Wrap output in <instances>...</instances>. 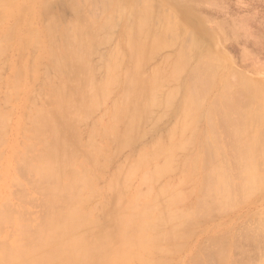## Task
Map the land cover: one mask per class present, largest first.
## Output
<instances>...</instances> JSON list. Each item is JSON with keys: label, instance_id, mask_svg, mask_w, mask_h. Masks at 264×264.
<instances>
[{"label": "bare ground", "instance_id": "6f19581e", "mask_svg": "<svg viewBox=\"0 0 264 264\" xmlns=\"http://www.w3.org/2000/svg\"><path fill=\"white\" fill-rule=\"evenodd\" d=\"M41 1L45 4L36 10L35 6ZM50 1L0 0V58L15 41H24L25 48L35 45V49L39 45L48 58L38 96L27 99L29 113H22L15 123V134L18 139L22 136L23 143L18 147V140L15 141L8 153L14 172L11 183L16 186V181L19 188H23L27 175V182L28 178L34 179V182L31 179L30 187L36 186L33 191L39 190L44 214L41 218H34L25 212L26 208L24 211L19 208L22 210L20 213L18 208L10 206L13 203L8 191H2L0 264H171L176 257L171 259L172 262L167 257L172 256L173 251L184 249L185 241L195 233V226L215 213H228L239 202L236 195L240 199L251 197L253 191L264 185V154L259 151L260 154L246 155L242 152L227 155L213 134L216 123L232 122L233 111V115H238L236 118L257 121V110L264 106L259 105L262 90L246 76L234 72L233 78L239 83L222 81L217 86L218 98L207 103L208 89L212 87L209 82L212 85V81L207 78L206 63L203 57H196L191 50L184 48L186 52L183 46L175 53L174 61H169L171 57L164 60L165 68L153 70L150 67L152 71L150 69L149 74H144L145 63L152 56L157 58L155 53L159 55L165 47H177L175 42L170 46L174 31L169 20H165L160 29L154 28L155 14L150 8V0H144L142 5H139L140 0H92L95 5L100 4V11L104 12L99 18L95 16L99 5L97 9L92 2L86 3L91 0H60L62 4L58 3V9L64 4L70 7L68 10L62 7L59 10L61 14L63 9L64 12L74 11L68 25L59 23L56 14L55 17L52 15L53 9H48ZM82 1L85 4L81 7ZM94 7L96 10H92ZM23 15L29 17L30 28L22 31L23 37L20 38L19 22ZM37 17L41 28L34 22ZM64 19L65 22L68 20ZM118 23L123 29L120 42L105 56L104 76L97 78L91 58L99 57V52L94 50L105 44L108 46ZM168 37L171 40L168 41ZM193 60L196 65L191 67ZM101 61L98 63L102 64ZM29 62L26 71L24 63L12 71V79L6 85V95H3L5 106L19 96L24 79L35 75L36 60ZM159 63L157 67H161ZM99 67L97 70L100 72ZM168 83H177L178 89L169 88L170 91L161 96V90L166 84L168 88ZM116 88H120V96L112 103L109 115L95 120L88 137L84 138L79 128L108 102ZM177 90L183 92L177 108V121L181 123L169 131L167 142L165 139L153 141L107 177L106 169L114 158V152L117 154L130 143L141 140L149 129L154 131L153 125L158 126L160 122H157V117L154 119L157 123L153 122L148 127L146 120L150 111L154 107L157 111L164 107L159 113L161 117L163 111L174 105ZM38 97L42 102L35 108L33 104L37 105ZM253 100L258 103L255 110L253 107V111L250 108L247 112L245 106L240 109L246 102L254 103ZM227 104L233 107L228 105L226 108ZM218 105L225 107L220 110L216 108L220 107ZM5 111L0 106L1 146L12 117L11 112ZM216 118L219 123L215 122ZM145 127H148L147 133ZM177 132L181 137L176 135ZM255 133L254 148L259 150L264 132L262 136L259 130ZM233 138L236 142L237 136ZM190 142L195 146L194 151L184 157L177 156L179 151L184 153V146L187 149L191 146ZM181 147L183 150H177ZM210 151L215 153L210 154ZM19 170L28 173L20 175L25 176L23 181L18 175ZM174 172L179 175L176 181L173 180L175 182L163 179ZM17 177L23 183L16 180ZM133 178L138 179L136 186ZM162 179L165 183L159 186ZM102 180L103 188L99 186ZM31 188L30 193L33 192ZM192 193H197L198 197L194 199L198 202L187 207L186 202ZM19 195L22 197L23 194ZM21 204L18 206H23L24 202ZM222 236L220 240H226L225 232ZM220 240L211 241L215 247L219 244L218 250L222 249L216 253L219 263L231 264V248H227L229 244L226 242L221 248Z\"/></svg>", "mask_w": 264, "mask_h": 264}, {"label": "rangeland", "instance_id": "374dc122", "mask_svg": "<svg viewBox=\"0 0 264 264\" xmlns=\"http://www.w3.org/2000/svg\"><path fill=\"white\" fill-rule=\"evenodd\" d=\"M93 1L91 0L90 2L88 1L86 3H90V4L93 3L95 5L96 2L94 3ZM150 1H151L150 8L151 10H153L155 14L154 28L160 29V27L165 22V20H169V22L172 25L173 31L175 32V33L172 32L173 41L170 46L177 43L176 46L178 48L176 47L175 48L176 50H175L173 49L174 46H172L173 48L170 47V49H172L170 50L169 47L167 46L169 50L165 49L166 48L165 47L160 51L161 53L159 55L158 53H155L154 55H156L157 58L152 56L150 60H148L145 63V66L142 69L144 74H149L152 71V69L154 70V69L165 68L164 65L166 62H164V60L165 59L167 60L171 57L169 61L171 62L174 61L175 56H176L175 53H177L179 48H181L180 50H182V46H183V49L186 48L187 50L188 49L191 50L192 53L196 57H203L204 62L206 63L205 66L207 69V73L209 74L207 78L212 81V85H211V82H209L210 83L209 86H212V87L208 89L209 92L206 96L207 103L209 102L210 104L212 103V101H215L214 99L218 98L217 96L219 95V92H218L217 86L223 83L222 81L231 80L235 84L239 83L238 81H235L233 78L234 76L233 73L235 72V73L246 76L247 79H249L252 83L258 84V86L262 90L259 105H262V104L264 105V100H263L264 99L263 97L264 96V0H150ZM50 2H51L50 3L51 6L49 5L50 7H48V9L49 8L53 9L52 15L56 14V17L55 15L54 17L58 18V20L60 19L59 23L60 22L62 24L66 23L68 25L72 21V19L70 18L72 15L70 16V14H74V11L72 12V9H71L72 13L69 10L67 11L68 14H65L64 16L63 14L67 13V12H64V9L68 10L70 7L66 4H64L65 7L64 5H61L64 8L63 14H61L62 12L60 11L62 7H59L58 9V6H60L58 5V3L60 2V4H62L61 1L51 0ZM140 2H139V5H142L143 2L145 1L140 0ZM44 4H43V1L39 2L35 6V9L38 10ZM84 4L85 2L82 1L81 7L84 6ZM98 5H95L96 8L97 7L99 8V9L97 8L98 11H96L98 16L97 14H95L97 18L103 16L104 14V12L102 13V11H100L101 10L100 4ZM54 8H55V11H54ZM90 8H93V7H90ZM92 10H96L95 7ZM60 15H61V18H60ZM62 16H64L63 17L64 22H62L61 20ZM67 16L68 18L71 19L70 21L67 18ZM0 17H1V12H0ZM93 17H94V14H93ZM64 18L68 20H66L65 22ZM28 19H29L28 16L23 15L21 18V21L19 22L20 24L19 25L20 26L19 27V31H20L19 37L20 38L23 37L22 31H26L30 28L28 24ZM34 22H36V27L41 28V25H40L41 21L38 17L34 19ZM117 26H116L117 29L116 27H115L116 30L114 29L115 32L114 30H113L114 33L112 32L114 35L111 36L113 38H112V41L109 42L110 44L108 43V46L106 47L105 45L107 44L102 45L104 47L101 46V48L98 45L99 48L96 47L97 49L94 50V52L96 51V53L99 52L98 53L99 57L103 56L102 58H99L98 56H92L91 58V63L94 66L95 77L97 78H101L104 76L105 61H106L105 56L111 51H113L116 48L115 46L118 45V43L120 42V33L123 31V29H122L121 24L118 23ZM168 38H169L168 41L171 40V37H168ZM176 39L178 41H176ZM33 47H35V45L25 48L24 41H15L13 43V46H11L8 49L9 51L8 52L6 51V53L2 56V58H0L1 59L0 60V70H1L0 71V77H1L0 78V87H1L0 88V106L2 110H6L5 111L6 113L7 112L12 113V117H10V120L8 121V124H7L5 142L2 146L0 145L1 146L0 155H2L0 156V196L3 194L4 191H8V193L11 195V201L13 203L12 205H10L11 207L15 206L16 208H18L17 211H20V213H22V210H19V208H22L23 211L26 208L25 212H27L28 215L30 214L29 216L32 215V217L34 218H37V217L41 218L44 212H42L43 204H41L42 199L40 200L41 196H39L40 195L39 190L36 189L38 191V194L36 193L37 192L36 190L33 191L36 187L35 185H33L35 183L32 184L33 186H35L34 188L30 187L31 182L34 179L31 178L32 179L31 181V179L28 178V182H29L28 183L26 180L27 179L26 177H28V175L26 177L25 176L21 177L20 175H23L24 173L20 172L19 170L20 174L18 175L22 178L21 181H23L25 177L24 181L26 182L25 183L21 182L20 181L21 178H18V177H17L18 179L16 180H19L20 183H23L25 185L27 184L29 188L27 186L25 187L24 185V187L22 186L23 188H21L20 186L21 188L20 189L19 186L17 185L18 182L16 181H15L16 186L13 185L14 182L11 183V178L13 177L14 172L11 169V162L8 157V153L11 151L12 144L15 141L18 140V147H21L23 143L22 136L19 137L18 139L14 131L17 117H19L22 113H29V110L27 107L29 103L27 99L29 97H33L39 92V89H41L40 83H42V81H44L45 79V73H46L45 70L47 69L48 58L45 54L42 53L41 47L39 45L36 46L35 48L36 51H34L35 49H33ZM186 49L184 50L187 52ZM33 52H35V54H32ZM100 53L102 54L100 55ZM30 59H32L33 61L36 60L35 75L31 79H26V78L24 79L22 83V87L20 89L19 96L12 98L10 103L5 106L6 104L5 97H4L6 95L5 88L8 82L12 79V76H11L12 71H15V69H18V66H20L23 63H24L23 69L26 71L28 67V62ZM152 60H155V61H152ZM33 61H30L29 63H32ZM100 61L102 62V64L98 63ZM159 62H161V65ZM158 63H159V66L161 67H157ZM191 64H190L191 67H193L194 65H196V61L195 62L194 60L191 61ZM97 67H99L98 69H101L100 72L99 70H97ZM166 85L164 86L163 89L164 90L167 89V90L164 91L162 89L163 92L161 90V94H162V95L160 94L161 96H165V93L169 90V88L170 90L172 87L178 89L177 83L176 84L172 83V85L168 83L169 85L168 88ZM176 89L172 88V90H176ZM116 90L117 91L114 90L115 92L113 91L114 94L112 92L111 94L112 97L108 100V102L102 107H100L99 110H97L94 113V115L88 119V121H86L84 124L81 125L79 130L80 132L82 131L81 134L84 138L88 137L89 131L92 127V124L95 123V120L97 121L109 115L112 103H114L115 100L120 96V92H121L120 88H116ZM181 91L179 90L178 93H176L177 97L175 99V103H173L174 105H171L173 106V108L171 109V106H170V109L165 108L166 110L161 113L163 115V113L165 112L164 113L166 116V117L164 116L165 118L162 117V115H161L162 118L159 117L160 115L159 113L160 111L164 110L163 109L164 107H160L158 111L155 110L157 107H154V109L150 111V114L147 120L149 121L150 117L151 116L153 117H151L152 120L149 123L146 120L147 122L146 124L148 125L153 124V122H156L154 121V119L157 117H158L157 122H160L158 123V126L156 124L157 122L154 123L156 124L155 125L156 127L153 125L154 131H150L151 129H149L148 131L149 133H147V128L148 127L150 128L151 126L146 125L148 127H145L146 128L145 133L147 134L145 136L143 135L142 136L143 138H141V140H137V141H134V143H130L131 145L129 144L126 147H124V149H121L122 152L120 150H118L119 153L117 154L116 152H114V158L111 161L110 165H108V168L106 169L107 177H110L112 173L114 174L115 172L114 169L122 166L128 159L135 158L138 152L142 150V148L144 149L148 147V145H150L153 141L157 139L158 140L165 139L164 141L167 142L166 136L169 137L168 136L170 134L169 131L171 129L178 127L181 123L180 121H177V108L183 98L182 97L183 92ZM37 96L38 95L34 97H37ZM37 100H38L37 105L33 104V107L35 108L40 106L42 102L41 99H39V97L37 98ZM245 101H247V99ZM257 101L259 102V99L256 100V102ZM3 104H4V107L2 106ZM230 104H227L226 108H228V105ZM257 104L258 103L255 104V101L252 104L246 102V104H243L240 106V109H242V107L245 106V108L246 107L248 108V110L244 108L245 110H247V112L250 110V108L252 110L253 107H254L253 110H255V105L257 107ZM218 106H220L221 108L220 107H216V108H219L220 110L223 107H225V105L224 106L218 105ZM230 106L231 108L233 107L232 105ZM236 108H238L237 105H236ZM166 111L169 112L167 113L168 115H166ZM152 112H155V113H152ZM233 112H232V116L230 117V121L232 122L220 125L221 123L218 122L219 121L218 119H220V117L218 119L217 118L214 119L215 122H218L219 124L217 125L216 123V127L214 128L213 134L217 138V141L219 142L220 147L226 152L227 155H229L230 153L232 154L236 153L234 155H237V153L240 154L242 152L245 153L246 155H252L256 152L258 153L259 151L260 153L264 154V141H260V147H258L259 150L254 148L255 146L254 138L257 139L256 137L257 133H255V131L259 130V132H261V136H262V133L264 132V106L259 107L257 110V112L259 113V118L257 121H252V119L250 120L244 117L236 118L238 115L237 116L233 115ZM159 119H162V120L160 121ZM176 135L178 137H181L179 136L180 132H177ZM184 136L185 135H183V138H181L182 142L184 141V138H185ZM234 136H237V138L235 139L237 140L236 142H234V138H233ZM191 143L192 142H190V144ZM192 145L193 144H191V146H187L188 149L184 146L187 152L184 149V153H182L183 151L182 152L179 151V153H176V155L177 156L179 155V157H184V155L190 154V151L192 152L195 149V146L193 145L192 147ZM113 150L114 149H112V151ZM177 150H183V149L181 147V149H177ZM213 153H215V151H210V154H213ZM220 153H223V152L220 151ZM26 173L24 175H26ZM177 176H179L177 175V172H174L164 177L163 179L164 180L166 179L165 181L169 179L170 180L169 182L173 180L176 181V179L179 178V177L177 178ZM163 179L158 183L159 186L160 184H162ZM137 180L138 179L133 178L134 186L138 184ZM20 183L19 185H21ZM101 184H104L103 180L102 182L99 183L100 187L102 186ZM262 187H264V185L261 186L258 190L253 191L252 195L253 194L254 195L253 196L251 195V197H248V196L245 198L241 197L240 199L239 195H236L237 198H239V202L237 201L238 203L236 202L235 203L236 205L234 204L235 206H233L229 210L228 213H225V214L215 213L210 218L203 221V223L200 224L201 226L200 225L195 226V233L192 234L191 238H188V240L185 241L187 244L185 245L182 244L184 246V249L179 250L177 252L176 251L171 252V254L173 255L168 256L167 260L170 258L169 262L173 261L171 264H192L191 263L192 261L193 262L195 261L193 264H200L201 263L199 261L200 259L201 261H203L201 264H221L219 263L220 260H219V257L216 256L218 255L216 253H218L217 251H221L222 249L218 250L217 247L219 246L217 245L219 244L217 245L215 244L216 245L215 247L213 244H211V241L216 240V239L220 240V238H223L222 235L225 232V234L227 235V237L225 236L226 240L223 241L222 239L220 240L221 241L220 243H221V248L223 247L222 245L225 242L226 244H229L227 245V248L228 249L231 248V256H230L231 258L230 261L232 260L230 262L231 264L232 263L233 264H248V263L249 264H253V263L254 264H264V190H263L264 188L262 189ZM24 188L25 189L28 188L27 191H25ZM30 188L32 189L31 191H33L31 193L29 191ZM19 194L21 195L23 194L22 197H20ZM12 196L14 198H12ZM17 196L18 198H20L19 200L16 198ZM189 196L186 202L187 207L194 205L195 201L198 202V200H195L198 197L197 193L196 194L192 193ZM21 199H22V204L23 202L24 204L23 206L19 207L20 206L19 204H21ZM192 200H193V203H192ZM204 201L206 200L204 199ZM96 203H98L97 200H96ZM188 203L190 204L189 206H188ZM15 207L14 209H16ZM23 214L26 215V213H23ZM243 235H245V237ZM196 256L197 257L199 256L198 257L199 259L196 258ZM193 257L194 259L196 258L199 262H197L196 259L195 260L190 259ZM173 258H175L176 260ZM171 259L173 260L171 261Z\"/></svg>", "mask_w": 264, "mask_h": 264}]
</instances>
